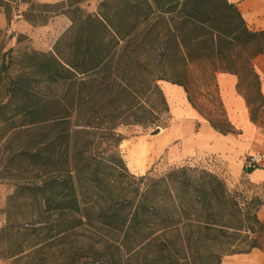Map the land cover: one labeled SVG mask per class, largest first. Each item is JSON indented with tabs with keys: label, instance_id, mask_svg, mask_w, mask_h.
<instances>
[{
	"label": "trees",
	"instance_id": "trees-1",
	"mask_svg": "<svg viewBox=\"0 0 264 264\" xmlns=\"http://www.w3.org/2000/svg\"><path fill=\"white\" fill-rule=\"evenodd\" d=\"M85 1L62 2L70 27L54 53L25 55L26 71L0 105L1 122L23 116L28 125L50 128L42 146L26 155L37 167L62 162L58 174L35 186L41 206L72 216L81 213L82 203L91 224L84 197L92 196L100 228L118 233L128 254L160 232L178 231L185 222L198 231L243 232L244 246L223 254L218 264L225 255L260 249L264 224L255 217L259 206L254 215L242 208L239 196L212 171L180 167L158 178L139 177L130 192L121 188L120 176L127 168L116 130L166 128L169 107L159 86L165 81L181 87L188 104L217 133L239 134L226 115L217 73L237 77L250 121L264 130V97L253 65L264 54V30H249L227 0H102L94 13L81 8ZM7 3L0 0L9 23ZM249 48L252 54L242 57ZM33 82L46 86L43 97ZM52 86H60L58 95ZM12 97L20 104L10 110ZM73 227L69 222L61 233Z\"/></svg>",
	"mask_w": 264,
	"mask_h": 264
},
{
	"label": "rangeland",
	"instance_id": "rangeland-1",
	"mask_svg": "<svg viewBox=\"0 0 264 264\" xmlns=\"http://www.w3.org/2000/svg\"><path fill=\"white\" fill-rule=\"evenodd\" d=\"M101 1L97 0L98 3ZM7 5L10 18L25 9V18L33 26H26L18 20L13 26L9 22L8 26L0 29V105L9 100L16 78L25 73V55L33 51L54 53L56 42L66 31L61 33L57 29L36 26L46 22L54 26L59 19L62 2L46 4L38 0H8ZM90 5L85 3L81 8L87 13L96 12L97 6L95 11H91ZM44 13H47L46 17ZM252 52L251 48L246 49L242 57L250 56ZM62 54L65 55V51ZM169 84L159 82L171 110L167 126L172 118V109L181 106L179 102L170 103L165 91ZM245 85L246 82L242 84L244 91ZM33 86H36L38 96L43 97L46 86L34 82ZM52 88L51 92L58 95L60 86ZM9 103L10 110L15 104H20L13 97ZM12 114L9 111L7 116ZM49 131L45 124L28 125L23 116H16L10 122L0 121V264H218L223 254L236 246H244L243 232L198 231L185 222L178 231L160 232L147 243H141L134 253L128 254L120 244L118 233L100 228L96 219L98 206L92 196L84 197L89 202L87 212L91 224L85 219L82 203L81 213L72 216L45 211L35 186L48 175L58 174L62 162L58 160L54 165L37 167L29 164L26 155L42 146ZM153 131L154 128L143 129L140 126H120L116 130L122 137L118 150L127 173H122L120 178L121 188H126V192L135 188V179L142 176L158 178L180 167L210 171L203 159L206 157L185 160L179 146L169 148L164 140L166 128H161L157 134ZM153 142L159 144L158 154L150 153L145 167L138 169L128 163L127 157L136 147ZM229 190L239 196L240 206L251 210L253 215L255 209L264 203V184L252 185L241 178ZM69 222H73L75 227L61 233ZM262 234L264 239V231Z\"/></svg>",
	"mask_w": 264,
	"mask_h": 264
},
{
	"label": "crops",
	"instance_id": "crops-1",
	"mask_svg": "<svg viewBox=\"0 0 264 264\" xmlns=\"http://www.w3.org/2000/svg\"><path fill=\"white\" fill-rule=\"evenodd\" d=\"M237 8L247 28L252 31L264 30V0H227ZM50 4L66 2V0H38ZM91 4V11H95L97 0H86L81 4ZM18 11L11 16L10 24L20 20L26 26L30 25ZM45 17L47 13H44ZM49 24V25H48ZM48 25V27H47ZM71 25L70 19L60 11L59 19L55 25L50 22L36 25L40 29H57L61 33ZM8 26L2 9H0V29ZM254 69L260 78V91L264 97V54L253 61ZM237 77L228 73H217L216 82L219 95L226 111L228 120L239 134L222 135L217 133L206 120L188 104L185 93L181 106L173 108L172 118L166 127V141L170 148L179 146L185 160L203 158L210 171L218 174L227 184L228 188L235 187L241 178L247 179L252 185L264 184V130L250 121L248 107L243 96L236 89ZM171 104L175 101L170 100ZM169 105V104H168ZM171 111V110H169ZM154 146L153 154H158V142ZM248 153L262 156L261 162L251 173L245 174L242 162ZM214 159V161H209ZM256 219L264 224V203L259 205L255 212ZM261 240L264 239L263 237ZM260 249H252L249 253L229 254L221 258L220 264H264V243Z\"/></svg>",
	"mask_w": 264,
	"mask_h": 264
},
{
	"label": "bare ground",
	"instance_id": "bare-ground-1",
	"mask_svg": "<svg viewBox=\"0 0 264 264\" xmlns=\"http://www.w3.org/2000/svg\"><path fill=\"white\" fill-rule=\"evenodd\" d=\"M183 89L179 86L169 84L166 87V95L170 100L175 102H181L183 97ZM154 146L151 145H142L136 147L127 157L128 163L134 165L136 168L141 169L145 167L147 162V157L150 153L153 152Z\"/></svg>",
	"mask_w": 264,
	"mask_h": 264
},
{
	"label": "built area",
	"instance_id": "built-area-1",
	"mask_svg": "<svg viewBox=\"0 0 264 264\" xmlns=\"http://www.w3.org/2000/svg\"><path fill=\"white\" fill-rule=\"evenodd\" d=\"M261 158L260 154L248 153L242 162L243 170L250 171L256 169L261 162ZM209 161H214V159H209Z\"/></svg>",
	"mask_w": 264,
	"mask_h": 264
},
{
	"label": "water",
	"instance_id": "water-1",
	"mask_svg": "<svg viewBox=\"0 0 264 264\" xmlns=\"http://www.w3.org/2000/svg\"><path fill=\"white\" fill-rule=\"evenodd\" d=\"M160 130H161L160 128H157L156 130L153 131V134H157V133H159Z\"/></svg>",
	"mask_w": 264,
	"mask_h": 264
}]
</instances>
